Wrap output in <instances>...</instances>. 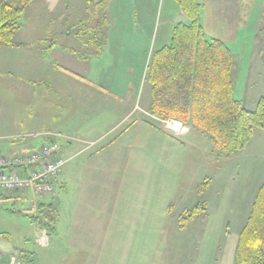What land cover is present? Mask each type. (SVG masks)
Wrapping results in <instances>:
<instances>
[{
	"label": "rangeland",
	"instance_id": "1",
	"mask_svg": "<svg viewBox=\"0 0 264 264\" xmlns=\"http://www.w3.org/2000/svg\"><path fill=\"white\" fill-rule=\"evenodd\" d=\"M237 15L233 39L227 44L233 56V97L245 108L253 110L264 93V0H243ZM178 22H188V19L175 0L33 1L22 12L20 27L13 37L20 45L9 48L0 45V114L6 129L29 134L27 139L34 145L44 141L41 133L47 129L49 137L59 138L61 143L70 140L87 143L89 147L93 146L91 151L94 152L99 138L112 139L124 128L121 126L123 121L115 125L118 111L113 112L110 107L117 109L119 99L111 92L118 97L127 94L131 104L139 98L142 104L150 101L149 85L141 75L142 51L146 44H151L150 52L160 48L165 39L169 43L172 27ZM97 24H100V32L96 38L104 41L102 47L83 42L97 35ZM109 42L114 46L108 52ZM135 50L137 56L132 55ZM60 67L81 76H86L89 71L88 78L104 88L65 74ZM59 80L67 84H58ZM41 81H46L56 91H48L45 84L34 86ZM127 108L129 105H122L118 114ZM12 117L18 122L14 123ZM153 121L161 131L171 135L157 119ZM133 128L127 133L130 140L118 142L114 149V168L105 166L98 170L102 165L98 166V159L91 158L94 167L86 168L80 182L81 177L76 172L72 184H80L86 179L152 183L153 208L159 212L171 205L169 215L157 217L155 214L153 231L159 228L175 231L169 240L185 242L184 249L177 248L175 255H165L162 264H234L239 231L264 178V126L253 133L242 149L229 155L218 152L203 134L191 131L187 126L183 135H172L183 144H180L183 151L168 158L170 168L165 165L167 158L163 159L164 155L159 151L145 152L144 144L142 149L134 147L135 152H131ZM186 135L197 137L196 147L187 143ZM159 142L157 138L152 147L158 146ZM128 144L131 145L127 147ZM128 154L131 155L129 158ZM84 155V158L82 155L76 159L86 161ZM204 180L207 185L200 192L198 187ZM53 188L59 193L58 184ZM78 191L85 193L82 198L86 194L94 197L98 192H106ZM32 193H5L0 189V264H9L11 254L20 262L23 257L22 260H27L25 256L19 257V250L23 245L32 246L36 224L31 216L37 214L33 200L36 198L39 202L42 198V195ZM115 194L116 191L113 196ZM136 200L146 204L141 195L136 196ZM201 201L207 203L206 212L196 215L186 230L180 232L182 228L178 226L177 216ZM54 205L57 207L56 203Z\"/></svg>",
	"mask_w": 264,
	"mask_h": 264
},
{
	"label": "crops",
	"instance_id": "2",
	"mask_svg": "<svg viewBox=\"0 0 264 264\" xmlns=\"http://www.w3.org/2000/svg\"><path fill=\"white\" fill-rule=\"evenodd\" d=\"M200 2L202 4L200 23L202 24L204 34L208 38L219 39L227 45L228 42L233 39V29L237 26L239 18L237 14L239 13V7L242 5L243 0H200ZM162 43H164L163 45L166 43L168 44L167 39ZM55 46L56 44H54L53 47L55 48ZM112 46H114V43L109 42L108 52L112 49ZM150 46L151 44H146L142 51L143 56L141 58L143 60V66L141 75H143V80L146 64L151 53V51L148 52ZM145 51L146 54L148 52L147 56L145 55ZM137 54L136 50L132 52V55L137 56ZM60 68L65 74L73 75L86 84H91L94 87H100L102 89L104 88L98 82H94L88 78L91 73L89 71L86 76H81L67 68ZM95 75L99 77L97 74ZM59 81L58 84H67L64 80ZM39 84L48 86V91H56L55 87H53V90L49 83L46 84V81H41V83L37 82L34 86ZM36 94L39 95L40 93ZM110 94L119 99V102L117 101L116 103L118 106L117 109L110 107V110L113 112L118 111L119 113V109L122 105H129V108H127L125 112L116 114V116L119 115V118L114 119L117 121L115 124L116 126L123 121L121 126L124 125V128L120 130L118 136L112 139L109 138L105 140L103 137L99 138L97 141L98 147L94 149V152L91 151L93 146L89 147L87 143L84 144L78 141L73 142L72 140L61 143L60 155L66 161L61 172L52 181L53 187L56 184L59 185V193H55L53 188L52 193L42 195L41 201L38 202L36 198L33 200L34 211H36V206L39 203H56L59 216L55 231L53 233H47L46 230L35 223L36 229L34 231V240L31 242L32 246L23 245L19 250V257L20 255L27 257V260H22L24 257L21 259V264H23V262H29L30 264H56L57 262H60V264H162L165 255L166 257L172 256L175 255L174 253L178 252L177 248L184 249V240L181 242H179V240H169L171 237H174V235L171 234L175 231L170 232L161 228L153 231L152 223L155 214H157V217L169 215L171 212V205H167V208L165 207L159 210V212H157V209L153 208L152 183L92 182L86 179L80 184H72L76 172H79L81 178L78 179V181L80 182L82 176L87 172L88 166L89 168L90 166L92 168L94 167L95 163L91 164V158L95 157V159H98L97 165H102V167L97 168L98 170L105 169V166L114 168L116 166L114 149L117 148L118 142L122 143L124 141L123 143H125L130 140V134L127 133L130 132L132 127H134L132 129L134 130V133H132V144L134 146L131 152H135L136 149H134V147L142 149V145L144 144L145 152H148L147 150L151 152L159 151L158 153L164 155L162 158H167L165 165L168 167V158L172 155L181 154L183 151V147L181 146L183 144L179 143V140H176L172 135L164 133L155 125L153 121L154 116L148 112L150 103L148 100L150 99L147 100L148 102L142 104L139 98V100H136V103L134 100V104H131L132 102L128 100L127 94H123L120 97L114 92ZM135 94L136 96L134 97L136 98L137 91ZM11 119L14 123L18 122L14 117ZM6 126L3 116L0 114V156L13 157L20 153H26L37 148L41 143L37 142L36 145H34L35 143H33L31 139H27V137L30 136L29 134L10 131V129H6ZM77 129L80 128L78 127ZM88 130L89 129H87V131ZM191 131L195 130L191 129ZM49 132L50 131L46 129L41 133L44 135L42 140L47 141L53 139L49 137L51 136ZM71 133L77 132L71 131ZM157 138L160 141L158 146L152 147V142L156 141ZM195 138H197L195 135L185 136V139L188 141L187 143L192 146H195ZM143 140L146 143H144ZM149 144L150 147H148ZM130 145L131 144H128L127 147ZM81 146L82 148H80ZM176 149H178V151H176ZM84 154L87 156L86 161H83V159H76L78 156L82 155L84 158ZM130 156L131 155L128 154V158ZM128 162L130 163V161ZM132 165L135 166L136 162L133 161ZM128 166L129 165L125 166V168H128ZM35 167H37V165ZM5 168L6 167H3V169ZM0 169H2V167H0ZM133 170L135 169L133 168ZM79 189L106 192H98L94 197H90L86 194L84 198H82L85 193L82 194L81 192L79 194ZM115 191L117 194L113 196ZM4 192L24 194L25 192L32 193L33 191L16 190ZM78 194L80 197H78ZM140 195L143 197L146 204L137 202L136 196ZM168 207L170 210H168ZM192 220L193 218L189 219L186 226L182 228L180 232L183 233ZM42 231H45L47 238L44 247L38 245L36 242V237L40 235ZM55 253H59L60 256H57Z\"/></svg>",
	"mask_w": 264,
	"mask_h": 264
},
{
	"label": "trees",
	"instance_id": "3",
	"mask_svg": "<svg viewBox=\"0 0 264 264\" xmlns=\"http://www.w3.org/2000/svg\"><path fill=\"white\" fill-rule=\"evenodd\" d=\"M33 1L0 0L1 46L20 45L13 37L20 27L22 12ZM175 2L188 22L176 23L169 43L150 53L144 73L150 93L148 112L155 117L178 119L203 134L218 152L232 154L264 126V93L253 110L233 97L230 48L223 41L204 34L200 0ZM98 32L100 24H97V35L83 42L102 47L104 41L96 38ZM78 56L86 58L79 53ZM204 181L198 189L200 192L207 185ZM206 210L205 201L186 208L177 216L178 226L184 228L189 219ZM36 211L31 216L32 222L53 233L59 216L57 207L39 203ZM234 257V264H264V178L239 231Z\"/></svg>",
	"mask_w": 264,
	"mask_h": 264
},
{
	"label": "built area",
	"instance_id": "4",
	"mask_svg": "<svg viewBox=\"0 0 264 264\" xmlns=\"http://www.w3.org/2000/svg\"><path fill=\"white\" fill-rule=\"evenodd\" d=\"M155 119L174 136H181L188 130L187 126L178 119L160 117ZM60 148L61 140L58 138L43 141L37 148L26 153L13 157L0 156V167H2L0 189L4 191L31 190L39 195L52 193V181L61 172L66 161L60 155ZM46 240L45 231L36 237L39 245H45ZM9 262L20 264V260L15 255L9 257Z\"/></svg>",
	"mask_w": 264,
	"mask_h": 264
}]
</instances>
